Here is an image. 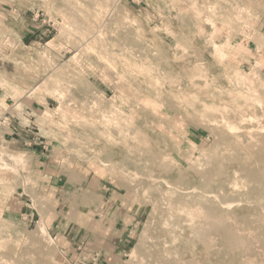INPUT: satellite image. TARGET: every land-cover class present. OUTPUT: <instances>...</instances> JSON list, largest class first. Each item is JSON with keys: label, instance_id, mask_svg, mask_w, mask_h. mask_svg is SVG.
<instances>
[{"label": "rangeland", "instance_id": "obj_1", "mask_svg": "<svg viewBox=\"0 0 264 264\" xmlns=\"http://www.w3.org/2000/svg\"><path fill=\"white\" fill-rule=\"evenodd\" d=\"M263 43L264 0H0L1 92L16 108L34 103L40 147L82 180L55 201L0 148V167L13 163L0 170V263L264 264V162L249 154L264 136ZM99 178L136 216L115 259L52 234L78 221L77 239L97 204L87 185ZM195 205L221 211L254 245L241 256L228 249Z\"/></svg>", "mask_w": 264, "mask_h": 264}, {"label": "crops", "instance_id": "obj_2", "mask_svg": "<svg viewBox=\"0 0 264 264\" xmlns=\"http://www.w3.org/2000/svg\"><path fill=\"white\" fill-rule=\"evenodd\" d=\"M1 90L0 88V109H5L3 106L5 104L8 106L9 115L11 116L10 121L0 127V148L3 149L2 152L6 155V158H11V160L14 157L17 158V155L24 160L21 168L33 172L39 186L37 189L43 190L44 194L49 195L55 201L65 199L70 191L76 190L78 186L80 187L82 180L75 177L72 170L66 168L62 161L53 158L52 154L40 147L37 132L33 131V127H31V123L34 124L35 122L33 116L36 115L37 111L34 103L29 105L19 101L16 103L17 106H20L18 109L14 100L12 103H8L10 98ZM5 165L1 166L0 170L5 169L11 172L8 169L13 167V163L8 162ZM8 175L13 176L12 173ZM87 189L93 196L97 197V204H93L90 207L91 210L85 213V226L81 229L76 228L78 235V231L82 230L81 236L79 237L76 234L77 239H74L70 235L73 230L71 224L77 225L78 221L75 223L70 222L62 228H59V225L55 226L52 234L62 242L65 248L79 242L80 245L78 246L83 244L85 249L93 252L95 250L100 251L102 249L100 247L103 245L113 253L111 258L114 257L115 259V255H121L124 252L136 223L135 212L133 208L131 210L124 205L121 192L110 186L109 181L105 179H90ZM57 217L58 213L56 214ZM55 223L58 224L54 214L51 218V224ZM97 258L98 260L93 259L92 262L102 264L100 260H104L105 257Z\"/></svg>", "mask_w": 264, "mask_h": 264}, {"label": "bare ground", "instance_id": "obj_3", "mask_svg": "<svg viewBox=\"0 0 264 264\" xmlns=\"http://www.w3.org/2000/svg\"><path fill=\"white\" fill-rule=\"evenodd\" d=\"M207 1V0H206ZM210 14V13H209ZM209 16V15H208ZM237 16V15H236ZM211 17V16H210ZM232 17H234L233 16V13H232ZM235 18V17H234ZM233 18V19H234ZM182 19V18H181ZM210 19V18H209ZM237 19V18H236ZM196 20V19H195ZM213 21H215V20H213ZM230 21V20H229ZM182 22H183V20H182ZM231 22V21H230ZM197 23V22H196ZM215 23V22H214ZM181 24V23H180ZM197 25V24H196ZM241 25H243V24H241ZM199 26V25H198ZM250 25H248V27H249ZM200 27V26H199ZM198 27V28H199ZM227 27L228 28H231V27H229L228 25H227ZM245 27H246V25H245ZM251 27V26H250ZM247 28V27H246ZM253 28V27H252ZM234 29V28H233ZM244 29V28H243ZM229 30V29H228ZM237 30V29H236ZM242 31V30H241ZM253 30H251V32H252ZM199 32V31H198ZM231 32V31H230ZM249 32V31H248ZM224 32H222V34H223ZM229 33V32H228ZM241 33V32H240ZM250 33V32H249ZM248 33V34H249ZM243 34V33H242ZM251 35L250 36H252V33H250ZM260 34V33H259ZM226 35V34H225ZM231 36V35H230ZM247 36V35H246ZM254 36V35H253ZM259 36H261V35H259ZM232 37V36H231ZM261 39V38H260ZM232 40V39H231ZM264 44V43H263ZM262 44V45H263ZM144 45V44H143ZM189 46V45H188ZM234 46V45H233ZM232 46V47H233ZM185 47V46H184ZM231 47V48H232ZM186 48V47H185ZM160 50V49H159ZM229 52H230V50H229ZM228 51H227V53H229ZM215 53V52H214ZM213 53V54H214ZM174 54V53H173ZM172 54V55H173ZM175 56V55H174ZM159 57V56H158ZM176 57V56H175ZM216 58V57H215ZM162 59V58H161ZM164 59V58H163ZM172 59H174V58H172ZM165 60V59H164ZM254 61H256V60H254ZM255 63V62H254ZM225 64V63H224ZM135 65V64H134ZM258 65V64H257ZM136 66V65H135ZM136 68H138V67H136ZM139 69V68H138ZM143 69V68H142ZM194 68H192V70H193ZM164 71V70H163ZM132 72H134V71H132ZM196 72V71H195ZM184 73V72H183ZM225 73V72H224ZM235 73V72H234ZM166 74V73H165ZM176 74V73H175ZM177 74H178V71H177ZM182 74V73H181ZM180 74V75H181ZM196 74V73H195ZM249 74V73H248ZM186 75V74H185ZM184 75V76H185ZM200 75V74H199ZM253 75V74H252ZM163 76V75H162ZM243 76H245V75H243ZM259 76V75H258ZM170 77V76H169ZM169 77H166V78H169ZM172 77V76H171ZM170 77V79H173L174 77H172L171 78ZM201 77V76H200ZM204 78H207V76H203ZM202 77V78H203ZM230 77V76H229ZM165 78V79H166ZM245 78V80H247L249 77H247V79H246V76L244 77ZM259 78V77H258ZM164 79V80H165ZM175 80H178L179 78H177L176 79V77L174 78ZM189 79V78H188ZM237 79H239L238 77H237ZM157 80V79H156ZM167 80H169V79H167ZM207 80V79H206ZM240 80V79H239ZM242 80V79H241ZM245 80L243 81V83L245 82ZM248 80H251V79H248ZM247 80V81H248ZM260 80V79H259ZM189 81H190V79H189ZM231 81V80H230ZM146 82V81H145ZM157 82V81H156ZM177 82V81H176ZM237 82V81H236ZM242 82V81H241ZM262 82V81H261ZM168 83H170V82H168ZM178 83V82H177ZM208 83V82H207ZM206 83V84H207ZM238 83V85H239V83L240 82H237ZM236 83V84H237ZM249 83H250V81H249ZM251 83H252V80H251ZM203 84H205V83H203ZM245 84V83H244ZM198 85V84H197ZM238 85H236V86H238ZM161 86V85H160ZM195 86V85H194ZM199 86V85H198ZM204 86V85H203ZM242 86H243V84H242ZM206 87V86H205ZM238 87H240V86H238ZM244 87V86H243ZM252 87V86H251ZM250 87V88H251ZM215 88V87H214ZM247 88V87H246ZM226 89V88H225ZM229 89V88H228ZM237 89V88H236ZM240 89V88H239ZM220 90H221V88H220ZM230 90V89H229ZM241 91V90H240ZM240 91H238L239 93H240ZM248 91H250V89H248ZM256 91V90H255ZM231 92V91H230ZM229 92V93H230ZM236 92V91H235ZM228 93V94H229ZM237 94V93H236ZM157 95V94H156ZM229 95H233L232 93H230ZM240 95V94H239ZM236 95H234V97H235ZM233 97V96H232ZM240 97H241V95H240ZM220 100V99H219ZM224 100V99H223ZM221 101V100H220ZM167 105V104H166ZM169 105V104H168ZM224 105H222V106H219V108L221 107H223ZM225 107V106H224ZM223 107V108H224ZM226 107H228V106H226ZM222 108V109H223ZM229 108V107H228ZM232 109V108H231ZM230 109V110H231ZM224 110H227V108L226 109H224ZM238 110H240V109H238ZM3 111V110H2ZM231 120V119H230ZM0 125H2V123L0 124ZM209 126H211V125H209ZM207 128H208V126H207ZM242 128V127H241ZM250 128V127H249ZM254 128V127H253ZM212 129H213V127H212ZM246 129V128H245ZM259 129V128H258ZM211 130V129H210ZM209 130V131H210ZM246 131V130H245ZM250 131V130H249ZM211 132V131H210ZM251 132V131H250ZM250 132H249V135H250ZM256 132V131H255ZM213 133V132H212ZM252 133V132H251ZM254 133V132H253ZM257 135V134H256ZM256 135H254V136H256ZM263 135V134H262ZM258 136V135H257ZM253 138V136L251 137V139ZM239 139V138H238ZM250 139V140H251ZM254 140H256V138L254 139ZM257 141V140H256ZM252 142V141H251ZM258 142V141H257ZM192 143V142H191ZM195 143V142H194ZM253 143H254V141H253ZM260 143V142H259ZM141 144H143V143H141ZM190 144V143H189ZM196 144V143H195ZM231 144V143H230ZM255 144V143H254ZM243 145V144H242ZM145 146H146V144H145ZM249 146V145H248ZM248 146H247V148H248ZM257 146V145H256ZM259 146V145H258ZM244 147H245V145H244ZM251 147V146H250ZM246 148V149H247ZM252 148V147H251ZM251 148H249V149H251ZM149 149V148H148ZM195 149V148H194ZM156 150V149H155ZM196 151V150H195ZM147 152V151H146ZM149 152H151V151H149ZM152 154V153H151ZM150 154V155H151ZM249 154H250V158H252V159H254L255 160V162L257 161V162H264V136H262V142H261V144H260V146L258 147V149L256 150V151H254V152H252V153H250L249 152ZM152 156V155H151ZM170 156V155H169ZM172 156V155H171ZM216 156V155H215ZM247 156H249V155H246V157ZM168 157V156H167ZM210 157H212V156H210ZM168 158H170V157H168ZM167 158V159H168ZM158 159V158H157ZM166 159V158H165ZM171 159V158H170ZM133 160V159H132ZM174 161V160H173ZM173 161H170V162H173ZM175 162V161H174ZM176 163V162H175ZM161 166V165H160ZM163 166V165H162ZM254 166V165H253ZM246 167V166H245ZM244 167V169L243 168H241V169H243V170H245V174H246V176L249 178V180H252V181H255V182H257L258 183V181L260 180V175H259V173H257L258 171H256V168H258V167H256V168H252V167H247V168H245ZM243 174V173H242ZM245 176V175H244ZM244 176H243V178H244ZM228 178V177H227ZM226 177H225V179H227ZM202 180L204 179V178H201ZM208 179V178H207ZM205 180V179H204ZM203 180V181H204ZM222 180V179H221ZM228 180V179H227ZM230 180V179H229ZM199 181V180H198ZM220 181V180H219ZM247 181V180H246ZM211 182H212V180H211ZM218 182V181H217ZM229 182V181H228ZM165 183V182H164ZM203 183V182H202ZM221 183H223L222 181H221ZM230 183V182H229ZM228 183V184H229ZM242 183V182H241ZM248 184H249V182H247ZM256 183V184H257ZM203 184H205V181H204V183ZM226 185H227V183H225ZM252 184V183H251ZM187 185V184H186ZM196 185V184H195ZM195 185H193V186H195ZM219 186H220V184H218ZM222 185V184H221ZM175 187L174 188H177L176 187V185H174ZM178 186V185H177ZM217 186V185H216ZM170 187V186H169ZM186 186H184V187H182V188H185ZM188 187V186H187ZM186 187V188H187ZM218 187V186H217ZM216 187V189H218ZM229 187V186H228ZM248 187V186H247ZM255 187V186H254ZM179 188V187H178ZM195 188V187H194ZM193 188V189H194ZM206 188V187H205ZM204 188V189H205ZM212 188V187H211ZM226 188V187H225ZM155 189V188H154ZM215 189V188H214ZM221 189V188H220ZM247 189V188H246ZM249 189V188H248ZM177 190H179V189H177ZM188 190H189V188H188ZM195 190H196V188H195ZM194 190V191H195ZM199 190H201V188L199 189ZM213 190V189H212ZM211 190V191H212ZM250 190V189H249ZM172 191V190H171ZM174 191V190H173ZM182 191H184V190H182ZM187 191V190H186ZM190 191V190H189ZM216 191H218V190H216ZM234 191V190H233ZM232 191V192H233ZM247 191V190H246ZM245 191V192H246ZM251 192H250V194H253V193H255L256 192V189L255 188H252V190H250ZM262 191H264V190H262ZM175 192V191H174ZM173 192V193H174ZM193 192V191H192ZM214 192V191H213ZM219 192V191H218ZM236 193V192H235ZM201 194V193H200ZM215 194H217V193H215ZM244 194V193H243ZM242 193L240 194L241 196L243 195ZM246 194V193H245ZM249 194V193H248ZM258 194H261L260 192L258 193ZM209 195V194H208ZM232 195V194H231ZM250 196V195H249ZM253 196V195H252ZM252 196H250V197H252ZM260 196V195H259ZM200 198H202L201 196H199ZM199 198V199H200ZM203 198H205V197H203ZM207 198V197H206ZM236 198H238V197H236ZM239 198H240V196H239ZM245 198V197H244ZM247 198H248V195H247ZM247 198L245 199V200H247ZM242 199V198H241ZM248 199H250V198H248ZM201 200V199H200ZM204 200H206V199H204ZM229 200V199H228ZM234 200V199H233ZM178 201V200H177ZM199 201V200H198ZM263 201H264V199H263ZM188 202V201H187ZM223 202V201H222ZM225 202V201H224ZM230 202V201H229ZM231 202H232V200H231ZM234 202V201H233ZM240 202V201H239ZM179 203H181V202H179ZM207 203V202H206ZM218 203H220V202H218ZM185 204V203H184ZM184 204H182V206H184ZM187 204V203H186ZM199 204V203H198ZM205 204V203H204ZM203 204V205H204ZM222 204V203H221ZM228 204V203H227ZM230 204H232V203H230ZM238 204V203H237ZM241 204V203H240ZM253 204V203H252ZM255 204H257V203H255ZM264 204V203H263ZM200 206L202 205V203L201 204H199ZM199 205H197L198 207H200ZM229 205V204H228ZM235 205H236V203H235ZM196 206V205H195ZM196 206V207H197ZM256 206H259V204L258 205H256ZM191 207V206H190ZM194 207V206H193ZM195 207V208H196ZM197 207V208H198ZM223 207V206H222ZM232 207V206H231ZM170 208V207H169ZM183 208V207H182ZM181 208V209H182ZM185 208V207H184ZM201 208V207H200ZM205 208V210L203 211V209L201 208V210H200V212H202V214H203V216L202 217H208V218H211V221H212V226H214V228L218 231V233L220 232L221 233V237H222V239H223V242H224V244H225V246L228 248V249H230V250H236L237 249V251H238V253L240 254H242V252H243V248L242 247H244V246H247V245H249V243L251 244L252 242H250L249 240V242L246 240V238H244L241 234V232H237V231H234V230H236L235 228H234V230L233 229H231L229 226H226L225 225V220H224V218L222 217V213H221V211H219V210H217V209H215L214 207H212V206H207V207H204ZM233 208H234V206H233ZM253 208H255L254 206H253ZM262 208V207H261ZM189 209V208H188ZM187 209V210H188ZM256 209V208H255ZM169 210V209H168ZM167 210V211H168ZM190 210V209H189ZM197 210H199V209H197ZM196 210V211H197ZM252 211H254V209H252ZM199 212V213H200ZM170 213V212H169ZM196 213V212H195ZM254 214H255V212H253ZM252 213V214H253ZM236 214V213H235ZM170 215V214H169ZM171 216H172V213H171ZM196 216H198V215H196ZM233 216H235L234 214H233ZM237 216V215H236ZM189 217V216H188ZM191 218L193 217V216H190ZM201 217V216H200ZM170 218V217H169ZM197 218V217H196ZM199 218V217H198ZM207 218V219H208ZM225 218H227V217H225ZM228 218H229V216H228ZM227 218V219H228ZM201 219V218H200ZM226 219V220H227ZM231 219L229 218V221H230ZM242 221V220H241ZM242 222H244V220L242 221ZM230 223V222H229ZM177 224V223H176ZM234 224V223H233ZM171 225V224H170ZM229 225V224H228ZM231 225V224H230ZM235 225V224H234ZM244 225V224H243ZM173 226V225H172ZM175 226V225H174ZM173 226V227H174ZM232 226V225H231ZM257 226V225H256ZM229 227V228H228ZM170 229V228H169ZM247 229H249V228H247ZM246 229V230H247ZM256 229V228H255ZM259 229V228H258ZM245 230V231H246ZM251 231H253V229H250ZM257 230V229H256ZM255 230V231H256ZM172 232V231H171ZM247 232V231H246ZM240 233V234H239ZM244 233V232H243ZM252 233V232H251ZM190 234V233H189ZM252 234H254V233H252ZM259 234V233H258ZM261 234V233H260ZM220 235V234H219ZM255 235V234H254ZM256 235H257V233H256ZM256 235L254 236V237H256ZM252 236V235H251ZM259 236V235H258ZM257 236V237H258ZM263 236V235H262ZM256 237V238H257ZM154 239V238H153ZM259 239V238H258ZM260 240V239H259ZM264 240V239H263ZM255 241V240H254ZM257 241V240H256ZM164 242V241H163ZM217 242V241H216ZM258 242V241H257ZM256 242V243H257ZM165 244H167V243H165ZM260 244H262V241H261V243ZM253 245H254V242H253ZM253 245H251L252 247H253ZM193 246V245H192ZM259 246V245H258ZM241 247V249L239 250L238 248H240ZM249 247V246H248ZM244 248H246V247H244ZM254 248V247H253ZM256 248V247H255ZM255 248H254V250H255ZM249 249V248H248ZM246 250V249H245ZM244 250V251H245ZM257 250V249H256ZM263 248H262V252H263ZM248 251V250H247ZM249 251H250V249H249ZM261 251V250H260ZM251 252H253V250H251ZM175 253H176V251H175ZM245 253V252H244ZM243 253V254H244ZM247 253V252H246ZM150 254V253H149ZM241 254L239 255V256H241ZM242 254V255H243ZM248 254V253H247ZM250 255V254H249ZM258 255H259V253H258ZM257 256V255H256ZM262 256H264V254L262 255ZM259 257V256H258ZM1 258V257H0ZM244 258H246V257H244ZM251 258V257H250ZM250 258H248V259H250ZM254 258H256V257H254ZM260 258V257H259ZM1 259H4V258H1ZM0 259V260H1ZM261 259H263V258H260V260ZM247 260V259H246ZM255 260V259H254ZM3 261H5V260H3ZM201 261V260H200ZM228 261V260H227ZM256 261V260H255ZM1 262V261H0ZM247 262V261H246ZM249 262V261H248ZM260 262V261H259ZM197 263H199L198 261H197ZM261 264L263 263L262 261L260 262ZM1 264V263H0ZM14 264V263H13ZM245 264V263H244ZM259 264V263H258Z\"/></svg>", "mask_w": 264, "mask_h": 264}, {"label": "built area", "instance_id": "obj_4", "mask_svg": "<svg viewBox=\"0 0 264 264\" xmlns=\"http://www.w3.org/2000/svg\"><path fill=\"white\" fill-rule=\"evenodd\" d=\"M11 119V116L9 115V109H3V111L0 109V124L6 125Z\"/></svg>", "mask_w": 264, "mask_h": 264}]
</instances>
